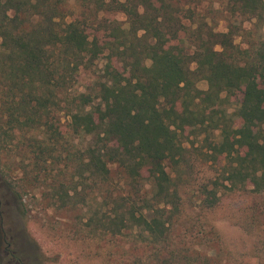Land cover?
I'll use <instances>...</instances> for the list:
<instances>
[{
    "label": "trees",
    "instance_id": "trees-1",
    "mask_svg": "<svg viewBox=\"0 0 264 264\" xmlns=\"http://www.w3.org/2000/svg\"><path fill=\"white\" fill-rule=\"evenodd\" d=\"M234 2L242 3L238 8L245 14L264 12L263 0ZM65 3L5 1V11L14 13L16 21L27 17L35 24L18 33H0V49L12 54L11 74L19 77L23 90L2 124L59 135L64 126L51 113L66 104L73 134L90 138L85 171L100 176L101 200H114L101 205L102 249L111 257V248L124 249L129 239L128 250L137 253L133 263L126 258L114 259L116 264H222L217 261L215 227L194 237L200 244L194 248L178 235L181 196L168 168L177 169L190 144L203 137L199 150L212 162L224 163L215 189L203 190V209L216 212L225 196L240 190L264 195V40L241 49L231 30L201 28L184 41L180 35L186 34L173 12L160 15L149 2L127 0L112 4L127 22L106 21L111 42H100L90 37L85 24L65 21ZM100 59L104 64L101 73H94L91 93L80 92L78 77L97 71ZM202 81L206 90L198 86ZM32 140L33 160L43 166L56 163L54 145L44 135ZM57 187L61 192L49 198L71 199L69 182Z\"/></svg>",
    "mask_w": 264,
    "mask_h": 264
},
{
    "label": "rangeland",
    "instance_id": "rangeland-1",
    "mask_svg": "<svg viewBox=\"0 0 264 264\" xmlns=\"http://www.w3.org/2000/svg\"><path fill=\"white\" fill-rule=\"evenodd\" d=\"M5 1L0 2V33H18L21 28L35 24L32 18L27 17L16 21L14 13L5 11ZM118 1L123 3L127 0H66L61 13H64L65 21L77 20L85 24L92 39L97 38L101 42L102 38L109 43L110 32H105V22L117 20L123 25L127 22L124 13L114 11L112 4ZM137 2L143 5L149 2L160 10V15L166 11L173 12L180 22V31L186 34L180 35L184 41L189 33L201 28L219 33L231 30L235 33V43L241 49L254 48L264 40V12L245 14L241 6L238 8L242 3L237 5L234 0ZM44 20L48 21L49 17ZM1 44L3 40L0 38ZM1 49L0 120H3L0 122V171L7 176L0 173V264H116L115 260L125 262L126 258L133 263L135 250H128L132 249L129 239L124 240V249L118 246L111 248V253L115 254L112 259L108 250L102 249L101 205L104 208L108 206L106 204L113 205L114 200L109 197L101 200L100 176L85 171L84 158L90 138L73 134L66 116V104L51 113V117L54 120L59 117L64 126L59 135L51 132L45 135L44 130L28 132L21 126L13 130L10 123L2 124L6 121L4 113L10 111L9 107L18 106L23 90L19 77L11 74L14 65L12 54ZM97 64V71H86L78 77L75 87L80 92L91 93L94 73L99 74L104 62L100 59ZM198 86L202 90L208 87L205 81ZM232 103L236 104V101ZM234 108L232 105L229 111ZM40 135L45 136L48 144L54 145L56 163L43 166L32 159L31 151L35 150L32 138ZM203 139L190 144L177 169L168 168L169 172L175 173L181 196L182 216L178 235L187 243L186 247H198L200 244L193 241L194 237L213 226L220 239L215 248L219 254L217 261L222 264H264V195L254 196L249 191L240 190L225 196L223 207L216 212L211 213L201 207V200L206 195H203L204 188L215 189V180L221 178L224 170V163L212 162L205 152L199 150L205 145ZM63 166L67 169L61 172ZM37 169L38 179L34 178L38 176ZM63 180L69 182L70 189H73L71 199L49 198L50 194L61 192L57 185ZM147 185L150 188V184ZM17 192L22 194L23 200ZM147 255L145 253L144 257Z\"/></svg>",
    "mask_w": 264,
    "mask_h": 264
}]
</instances>
